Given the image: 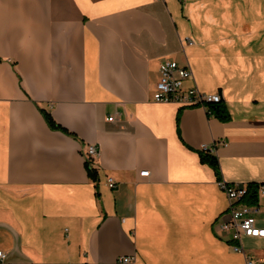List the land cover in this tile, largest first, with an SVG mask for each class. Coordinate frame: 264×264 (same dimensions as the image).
Masks as SVG:
<instances>
[{"label": "crops", "instance_id": "1", "mask_svg": "<svg viewBox=\"0 0 264 264\" xmlns=\"http://www.w3.org/2000/svg\"><path fill=\"white\" fill-rule=\"evenodd\" d=\"M165 62L229 119L154 102ZM204 146L224 182L264 180V0H0L7 264H264V238L238 254L218 228L228 200Z\"/></svg>", "mask_w": 264, "mask_h": 264}, {"label": "built area", "instance_id": "2", "mask_svg": "<svg viewBox=\"0 0 264 264\" xmlns=\"http://www.w3.org/2000/svg\"><path fill=\"white\" fill-rule=\"evenodd\" d=\"M188 43H191L189 40ZM160 80L153 94V101L161 104H177L181 107H199L208 109L211 104L221 102L219 94H205L201 92L196 84L193 83L188 89L184 88L187 81H193L192 70L187 67H180L176 62H165L160 65ZM109 118L108 121H113ZM204 146L203 150L208 151ZM99 148L96 145H89L86 150L87 158L95 162L99 157ZM149 172L141 173L142 177H149ZM110 189L116 188V183L108 180ZM220 189L228 198V210L224 216L217 220L218 228L225 233L231 241L233 252L244 254L242 239L264 238V228L256 225L255 215L259 213L256 205H247L245 199L248 195V187L241 185H230L225 182L219 183ZM257 195L264 197V180L257 185ZM7 254L0 250V264H7ZM135 257H121L117 264H131Z\"/></svg>", "mask_w": 264, "mask_h": 264}, {"label": "trees", "instance_id": "3", "mask_svg": "<svg viewBox=\"0 0 264 264\" xmlns=\"http://www.w3.org/2000/svg\"><path fill=\"white\" fill-rule=\"evenodd\" d=\"M208 111L210 114L214 115L216 118H218L221 121H227L229 119L228 111L223 104V102L218 104H211L209 105ZM44 118L47 122V124L54 130H62L64 131L60 126H58L51 115L45 111H42ZM201 161L204 164H208L216 173V176L218 178V181H223L221 178V169L219 165L218 159L210 152H200ZM89 177L92 179L93 182L98 181V174L97 171L90 167L89 169ZM257 202V184H252L248 186V195L245 199V203L248 205H254Z\"/></svg>", "mask_w": 264, "mask_h": 264}, {"label": "bare ground", "instance_id": "4", "mask_svg": "<svg viewBox=\"0 0 264 264\" xmlns=\"http://www.w3.org/2000/svg\"><path fill=\"white\" fill-rule=\"evenodd\" d=\"M160 80V79H159ZM220 96V95H219ZM222 101V100H221ZM221 103V102H220ZM207 111H208V109H206ZM209 112V111H208ZM210 113V112H209ZM204 151V150H203ZM204 152H210V149H208V151H204ZM88 161L89 162H92V161H90L89 159H88ZM221 182H224V181H221ZM226 183V182H225ZM261 183V182H260ZM228 184V183H227ZM230 185H235V184H230ZM257 197H258V195H257ZM227 200H228V198H227ZM248 205V204H247ZM254 205H256V204H254ZM228 206H229V203H228ZM250 206H252V205H250ZM257 206V205H256ZM227 212V211H226ZM255 219H256V217H255ZM230 241V240H229ZM230 243H231V241H230ZM242 245H243V239H242ZM243 252L245 253V251H244V247H243Z\"/></svg>", "mask_w": 264, "mask_h": 264}]
</instances>
